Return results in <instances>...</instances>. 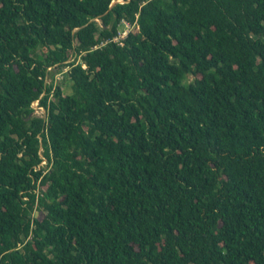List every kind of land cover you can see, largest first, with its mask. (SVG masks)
Masks as SVG:
<instances>
[{"label":"trees","instance_id":"trees-1","mask_svg":"<svg viewBox=\"0 0 264 264\" xmlns=\"http://www.w3.org/2000/svg\"><path fill=\"white\" fill-rule=\"evenodd\" d=\"M0 264H264V0H0Z\"/></svg>","mask_w":264,"mask_h":264},{"label":"rangeland","instance_id":"rangeland-1","mask_svg":"<svg viewBox=\"0 0 264 264\" xmlns=\"http://www.w3.org/2000/svg\"><path fill=\"white\" fill-rule=\"evenodd\" d=\"M120 29L122 30L123 28L120 27ZM65 71H66L65 68L62 69V70H60V71H58L56 69H54L52 71H49V75H48V78H47V81L46 82H47V84L52 83L53 85L60 86L63 95H68V94L71 93V89H70V83L68 81V78L65 75ZM59 72H62V73L60 74L59 79H56L55 76ZM195 78H196L195 76L190 75V76L187 77V81L188 82H191ZM32 107H33L34 115L35 116H38V117H44L45 116V111L43 109H39V105L38 104L36 105V103H33L32 104ZM35 216L36 217H40V214L38 212H36L35 213Z\"/></svg>","mask_w":264,"mask_h":264},{"label":"built area","instance_id":"built-area-1","mask_svg":"<svg viewBox=\"0 0 264 264\" xmlns=\"http://www.w3.org/2000/svg\"><path fill=\"white\" fill-rule=\"evenodd\" d=\"M120 27H122L123 29L122 30L120 29L118 31V35L116 37H114V39L112 40V42L117 43L118 45H122V41L133 30V27L128 22H126V21H122ZM82 67L85 68V66H83V65H82ZM65 69H66V71H65V73H66L69 70V67H66ZM48 71H52V69H49ZM61 73L62 72L57 73V75L55 76L56 79H59ZM35 103L37 105L38 104V101L35 102ZM39 109H42V108L39 107ZM44 164H45V162L42 163V165H44Z\"/></svg>","mask_w":264,"mask_h":264}]
</instances>
